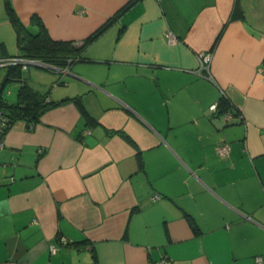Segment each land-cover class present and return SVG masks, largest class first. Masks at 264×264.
I'll return each instance as SVG.
<instances>
[{
	"label": "crops",
	"instance_id": "obj_1",
	"mask_svg": "<svg viewBox=\"0 0 264 264\" xmlns=\"http://www.w3.org/2000/svg\"><path fill=\"white\" fill-rule=\"evenodd\" d=\"M4 1L0 57L13 16L78 46L127 0ZM66 68L26 82L91 120L69 100L6 131L0 264H264V0H140Z\"/></svg>",
	"mask_w": 264,
	"mask_h": 264
},
{
	"label": "trees",
	"instance_id": "obj_2",
	"mask_svg": "<svg viewBox=\"0 0 264 264\" xmlns=\"http://www.w3.org/2000/svg\"><path fill=\"white\" fill-rule=\"evenodd\" d=\"M139 1L140 0H127L112 14V16L107 18L99 27H97L89 36H87L82 42V45L77 46L74 45L71 41L55 40L51 38L44 23L38 16L35 15L32 16L31 23L36 26V29L34 31L31 30L28 26L22 24V22L18 18L13 16L10 0H5L4 3L6 9L13 16L11 20L16 30L17 42L19 47V51L13 55H18L27 59L43 61L58 68L68 67L75 60L81 59L82 51L87 43L100 36L123 13L128 11ZM217 39L215 40V42L217 41ZM4 68H7V75L0 82V115H2L5 119L4 125L1 128V139L4 138L6 131L15 121L25 120L28 127H32L39 120L41 115L47 110L69 100L73 101L78 106L81 114L87 120H91V116L81 102L80 95L53 101L48 98V92H42L34 89L26 82V75L18 65L7 66ZM48 71L56 72L54 70ZM13 81H18L20 85L17 91L16 99L14 101H8L3 96L2 90L4 86H6V84ZM62 83L63 81L59 79L56 80L54 84L57 85ZM118 134L132 145H135L133 140L124 132L119 131ZM139 165L140 167L142 166L140 157ZM188 219L190 224L192 225V228L196 230V225L190 218Z\"/></svg>",
	"mask_w": 264,
	"mask_h": 264
},
{
	"label": "built area",
	"instance_id": "obj_3",
	"mask_svg": "<svg viewBox=\"0 0 264 264\" xmlns=\"http://www.w3.org/2000/svg\"><path fill=\"white\" fill-rule=\"evenodd\" d=\"M167 38L169 42H175L176 41V37L175 35H173V33L171 32H167ZM197 58H198V66L195 69L196 73H198L199 75H203V73H206L207 76H210V71H209V65L211 62V53L209 52H199L197 54ZM42 64L45 66V69L47 70H54L56 72H58L60 69H62V72H67V68H58L54 65L51 64H47L43 61H39V60H34V59H27L18 55H13V56H2L0 57V67H7V66H16L18 65L21 70L23 72H25L28 68L29 65H33V64ZM34 66V65H33ZM204 76V75H203ZM211 110H216L217 105L216 104H212L210 106ZM231 117V113H227L226 118H230ZM4 117L2 115H0V147L3 145V138L1 139V128L4 125ZM88 132L87 130L84 131V133ZM219 152L221 154H227L228 152V145L227 144H222L221 147L219 148ZM159 196L154 194L151 196V199L155 200L157 199ZM255 262L256 264H262V260L260 257H256L255 258ZM155 264H170V262L161 260L159 262H156Z\"/></svg>",
	"mask_w": 264,
	"mask_h": 264
},
{
	"label": "rangeland",
	"instance_id": "obj_4",
	"mask_svg": "<svg viewBox=\"0 0 264 264\" xmlns=\"http://www.w3.org/2000/svg\"><path fill=\"white\" fill-rule=\"evenodd\" d=\"M254 1V0H253ZM257 1H259V0H257ZM241 2H243V5L245 6V5H247L248 4V0H241ZM247 15H246V20H247V22L249 23V24H252V19L250 18V16H249V12L247 11ZM1 15V17H0V20L3 18V14H0ZM10 28V27H9ZM7 29L6 27H5V25H3V24H0V37H2L3 39H9V40H11L10 39V37H9V35H12L11 34V30L10 29ZM9 40H7V41H9ZM13 44H14V41H13ZM28 68H31V69H38V70H40L41 72H43L44 74H47L48 72L46 71V70H44V69H42V68H39V67H37V66H33V65H29L28 66ZM0 69H3V67H0ZM26 72L27 71H25L24 73H25V75H26ZM0 73H1V71H0ZM54 75H58L59 73H57V72H52ZM49 74V73H48ZM65 74H63V76H64ZM15 89H16V85L13 83V82H10V83H8V84H6V86H4V88H3V90H2V94L4 95V96H6V97H8L9 99H11V98H13L14 97V94H15ZM8 90H10L12 93L11 94H9L8 93Z\"/></svg>",
	"mask_w": 264,
	"mask_h": 264
},
{
	"label": "water",
	"instance_id": "obj_5",
	"mask_svg": "<svg viewBox=\"0 0 264 264\" xmlns=\"http://www.w3.org/2000/svg\"><path fill=\"white\" fill-rule=\"evenodd\" d=\"M34 66H37V67H40V68H42V69H45V66L44 65H42V64H33ZM59 72H62V69H60L59 70ZM64 73H68V72H64Z\"/></svg>",
	"mask_w": 264,
	"mask_h": 264
}]
</instances>
